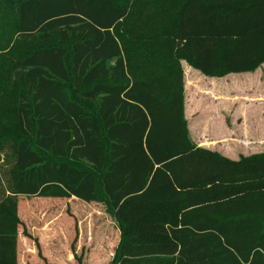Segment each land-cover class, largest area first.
Masks as SVG:
<instances>
[{
	"label": "trees",
	"instance_id": "trees-1",
	"mask_svg": "<svg viewBox=\"0 0 264 264\" xmlns=\"http://www.w3.org/2000/svg\"><path fill=\"white\" fill-rule=\"evenodd\" d=\"M0 16L26 44L0 65V264H18L20 196L102 204L110 264H264V153L191 141L182 68L260 69L264 0H0Z\"/></svg>",
	"mask_w": 264,
	"mask_h": 264
},
{
	"label": "rangeland",
	"instance_id": "rangeland-1",
	"mask_svg": "<svg viewBox=\"0 0 264 264\" xmlns=\"http://www.w3.org/2000/svg\"><path fill=\"white\" fill-rule=\"evenodd\" d=\"M157 6V1L148 2L144 15L152 14ZM4 22H7L5 16H0V30L6 35L0 45V65L19 58L26 45L14 29L6 30ZM198 74V77L186 76L189 81L186 118L191 141L219 145L234 160L264 153V65L254 73L217 78ZM13 100L11 89L0 91V106H10ZM66 201L18 198L22 221L18 264H76L71 250L75 221L78 235L75 254L83 255L82 264H110L120 236L105 207L79 199H71L67 204Z\"/></svg>",
	"mask_w": 264,
	"mask_h": 264
},
{
	"label": "crops",
	"instance_id": "crops-1",
	"mask_svg": "<svg viewBox=\"0 0 264 264\" xmlns=\"http://www.w3.org/2000/svg\"><path fill=\"white\" fill-rule=\"evenodd\" d=\"M188 66V67H187ZM190 66L186 63V62H182V68H183V72H184V88H185V118L187 117V111H188V103H187V99H188V97L186 96V90H187V82H189V81H187V74H189V75H195L196 77H198L197 75H200V74H198L199 73V71L197 72V70H193V68L192 67H190ZM192 68V69H191ZM189 114H190V116H191V113L189 112ZM186 120H187V118H186ZM187 122H188V120H187ZM189 123V122H188ZM190 125V124H189ZM198 147H201V148H205V149H209V150H212V151H217L218 153H220L222 156H224V157H226V158H229V159H231L229 156H227V155H225L224 153H225V150H223L222 148H220V146L219 145H212V144H210V143H198V144H196ZM231 160H234V159H231ZM237 160V159H236ZM90 205H93V204H90ZM87 210V209H86ZM115 251V250H114Z\"/></svg>",
	"mask_w": 264,
	"mask_h": 264
}]
</instances>
